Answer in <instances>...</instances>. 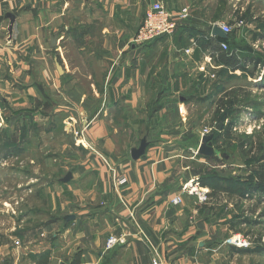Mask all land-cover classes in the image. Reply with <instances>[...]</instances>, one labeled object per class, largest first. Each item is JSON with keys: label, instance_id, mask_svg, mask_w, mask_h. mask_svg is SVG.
Segmentation results:
<instances>
[{"label": "crops", "instance_id": "obj_1", "mask_svg": "<svg viewBox=\"0 0 264 264\" xmlns=\"http://www.w3.org/2000/svg\"><path fill=\"white\" fill-rule=\"evenodd\" d=\"M151 1L0 0V189L1 166L14 157L41 154L47 173L14 169L29 179L19 188L40 191L43 206L15 221L11 233L24 246L0 256V264H151L153 250L141 233L154 242L162 264H201L198 257L211 253L225 226L237 223L235 209L215 211L227 185L202 169L223 153L194 156V150L205 128L222 124L210 142L217 150L229 133V118L225 111L217 116V106L237 90L243 71L225 57L223 37L213 29L237 26V13L246 9L241 0H160L178 20L175 32L138 44ZM184 10L189 15L181 19ZM68 16L74 27L88 24L89 34L69 32ZM232 38L236 57L245 68L254 66L252 54H241L237 34ZM70 40L100 71L72 63L64 48ZM88 43L95 48L83 54ZM80 77L87 84L76 83ZM82 129L83 142L74 141ZM144 137L145 153L133 159ZM81 143L98 146L111 166H95ZM113 170L127 180L118 189ZM206 177L200 187L210 192L209 201L182 190L186 181ZM179 195L183 201L172 203ZM110 236L120 243L108 249Z\"/></svg>", "mask_w": 264, "mask_h": 264}, {"label": "rangeland", "instance_id": "obj_2", "mask_svg": "<svg viewBox=\"0 0 264 264\" xmlns=\"http://www.w3.org/2000/svg\"><path fill=\"white\" fill-rule=\"evenodd\" d=\"M239 3L246 9L247 20L249 22L245 26H239L237 24V26L232 28V32L237 34V45H240L241 49L245 48L250 53L257 54L262 60H264V0H241ZM68 17L66 21L67 28L69 26L70 29L69 32H72L74 28V31L78 33V36L89 34L90 31L87 26L88 24L79 23L74 27L73 18L71 16ZM69 20L71 23H69ZM67 31L64 30L66 36H68ZM55 37L56 36H54L53 39H56ZM75 43L71 40L64 42V48L69 56L72 57V63L79 65L83 71L98 68L96 65H90L89 61L82 60L81 57L78 56L81 45ZM93 48L95 47H91L88 43L86 46L87 51L83 52V54H89V50H93ZM242 53L243 51L241 54ZM249 67L250 68L247 69L240 68L239 70L243 72L239 73L240 76L237 75L242 79L237 82V86L234 88L243 90L240 96V103H236L235 108L231 107L226 112L229 118V123L233 124L229 133L226 134V137L223 140L224 142H222L227 154H223L220 159L214 158V160L211 161V166H204L206 168L202 169H205L210 173L219 172L227 177H232L234 180L238 179L241 183L247 182L252 184L254 181H259L257 178L259 177L260 172L264 171V167L262 168L261 166L264 165V161L259 162L258 157L253 155L255 149L252 150L251 148V146H254L255 142L259 140L264 143V73L255 76L256 73L264 71V65L256 66V68L255 66ZM99 69L101 68H98V70ZM253 70L256 72L255 74L253 73ZM86 81L87 79L84 77L76 79V83L80 84H87ZM238 109H240V112H236ZM214 128H216V126L211 129L214 130ZM83 130L84 129L77 130L75 135L73 134L74 141H78L79 139V141L83 142V140H81L84 135ZM243 140L248 143L253 140L254 142L253 144L250 143V145H245L244 148H241L240 143ZM32 144L33 146H38V143L32 142ZM53 144L55 145V143ZM81 145L90 150L92 154L91 162H93L95 166H111L110 159L100 148H98V146L91 144L86 145L83 143H81ZM89 146H92L96 151L92 150ZM194 151L198 152V150ZM194 156L197 155L194 153ZM84 158L85 156L83 159ZM12 159L5 162V165L3 161L2 165L4 166H1L4 169L1 173V177H3V186L0 189V251L4 254H0V256L4 257V259L5 257H9V252L17 246H24L23 243L16 239L11 233L15 221L17 222V220H19L29 209H33L34 212H36L43 206V197L38 195L40 191L36 192L37 190H33L32 192H29L28 190L26 191L19 188L24 187L29 179H27L25 172L17 173L14 169L35 170L39 177H41L40 175H47L46 171L43 169L44 162L41 158V154L25 158H20L18 156ZM7 169H11L12 172H15L16 177L10 178L8 173H6ZM114 173L117 176L119 174L116 173L115 170H113L111 174L112 183L115 188L118 189L122 187L127 180L121 185L120 182L118 183L114 180ZM191 181H194L195 186L202 189V186L200 187V184L202 185L201 181L196 182L195 179H192L184 183L182 190H184L185 185L189 184ZM261 183L264 184V182ZM239 189L222 191L225 202L216 206L215 211L221 212L224 209L227 211V207H230L229 210L235 209L233 210L232 215L234 217L237 215V223H235L234 228H231L228 225L225 226L226 233L212 242L215 245V248L212 249L211 253L209 255L205 254L198 257V261L201 264H264V192L253 191L249 198L240 200ZM185 193L192 195L188 191ZM207 193L208 200L205 201L201 200L199 194L194 196H196L200 202H207L211 199L210 192ZM181 197L183 201V196ZM173 200L174 198L172 199V203L174 202ZM35 214L36 213H34V215ZM241 219H246V222L241 223ZM237 234H241L244 238L250 240L251 246L248 247L249 249L263 250L234 252L226 245V242ZM141 235L151 245L154 254L153 259H158L162 262V259L155 248L154 242L151 239H148L145 234L141 233ZM112 237H115V239L117 238L116 236H110L108 238L106 243L108 249H111L120 243V239L117 238L118 242L116 241L113 246L109 247L107 244Z\"/></svg>", "mask_w": 264, "mask_h": 264}, {"label": "built area", "instance_id": "obj_3", "mask_svg": "<svg viewBox=\"0 0 264 264\" xmlns=\"http://www.w3.org/2000/svg\"><path fill=\"white\" fill-rule=\"evenodd\" d=\"M188 15L189 14L187 10H184L179 15V17L181 19H185L188 17ZM237 24L239 26H242L244 22L240 21ZM177 25H178V20L175 18L173 13L164 5V3L160 0H152L150 6L146 11V15L143 19V22L140 25L135 35L134 41L138 44H146L160 37L172 35L175 32ZM218 26L227 35L232 32L233 26L231 25L220 23ZM192 44L193 47L187 49L186 50L187 53H190L193 50V48L196 46V43L194 41ZM222 49L224 51H227L228 45L226 43H223ZM203 69L205 68L203 67ZM211 132H212L211 128H205L203 135L210 134ZM89 147L92 150L96 151L95 149H93L92 146ZM194 153L198 155L197 151H194ZM113 178L116 182L118 183L120 182L121 185L126 181V178L120 174L117 176L114 173ZM184 190H183L184 192L188 191L192 195L199 194L201 200L203 201L208 200V196H207L208 193L205 190H202L199 187L195 186L194 181H191L189 184L185 185ZM173 201L174 204H180L182 202L181 195L175 197ZM116 241L118 242L117 238L115 239V237H112L107 245L111 247L116 243ZM226 245L237 248H248L249 246H251V242L250 240L244 238L241 234H237L234 235L232 238H230L226 242ZM151 264H162V262L158 259H153Z\"/></svg>", "mask_w": 264, "mask_h": 264}, {"label": "trees", "instance_id": "obj_4", "mask_svg": "<svg viewBox=\"0 0 264 264\" xmlns=\"http://www.w3.org/2000/svg\"><path fill=\"white\" fill-rule=\"evenodd\" d=\"M247 19V14L243 13V14H238L237 13V23L242 21L245 22V20ZM234 33L231 32L227 35L226 38H223V41L228 45V50L224 51V55L226 58L232 60V65L237 67V68H242V69H247L245 68V64L243 62V59H240L238 56L236 57V55L234 54L233 48L230 46V41L233 39L232 35ZM240 46V45H237ZM243 49V54L245 53V55L248 57V55H251V58L254 59L256 62L254 63V66L256 68V66L258 67L259 64H263L264 65V60L261 59L260 56H258L257 54H253L250 53L247 49L242 48ZM245 59H248V58ZM255 70V69H254ZM253 70V73H254ZM243 92L242 89H237L231 92L226 93L219 101V104L217 106V111H216V115L218 116V114H220L221 112L225 111L227 112L229 108H235L236 107V103H240V96L241 93ZM237 112H240V109L237 110ZM227 115V114H224ZM223 117V116H222ZM222 117H220V119H222ZM233 124L230 123L228 126V130H230V128H232ZM214 133V138L212 141H216L219 138L220 132L216 130V128H214V130L212 131ZM211 141V142H212ZM254 140L252 142H246V141H241L240 146L241 148H244L245 145H250V143L253 144ZM223 148V149H222ZM220 148L219 147V151L221 153H223L224 155L227 154V151L225 150L224 147ZM252 150L255 149V153L253 154L254 156L258 157V161L262 162L264 161V143H262V141H257L255 142L254 146H251ZM248 154V153H247ZM262 168L264 167V165H261ZM264 169V168H263ZM209 175H211V177L214 179L213 182H218L219 180H222V183H225L227 185V189L229 190H238L240 191V200L245 199V198H249L250 195L252 194L253 191H262L264 192V187L261 182H264V171L260 172L259 177L257 178L259 181H254V183H241L240 180H234L232 179V177H227L219 172H214V173H210L207 172ZM202 184H207L209 183V179H207V177L205 179H203L201 181ZM243 213V212H242ZM243 218V217H242ZM241 223H245L246 219H241L240 220ZM263 249H257V250H252V249H241V248H234V251L237 252H251V251H261Z\"/></svg>", "mask_w": 264, "mask_h": 264}, {"label": "water", "instance_id": "obj_5", "mask_svg": "<svg viewBox=\"0 0 264 264\" xmlns=\"http://www.w3.org/2000/svg\"><path fill=\"white\" fill-rule=\"evenodd\" d=\"M213 33L216 35H220L223 38L227 37V34H225L218 25L214 27ZM55 42H56V40L54 39L52 41V43L56 44ZM58 70L60 71L61 68L58 67ZM221 128H222V124H219L216 127L217 130H221ZM213 138H214V133L203 135L201 144L198 148V153L200 155L205 156V157L220 156V151L215 149L210 144V142L213 140ZM147 146H148V142H147L146 137H144L141 140L139 147L132 149V151H131L132 158L133 159H139L142 155H144ZM62 264H66V263H62Z\"/></svg>", "mask_w": 264, "mask_h": 264}]
</instances>
